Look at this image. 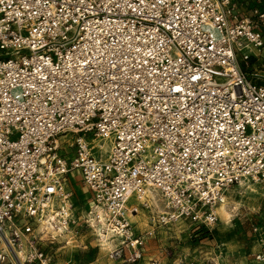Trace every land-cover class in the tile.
Masks as SVG:
<instances>
[{"label":"built area","instance_id":"2783aa9c","mask_svg":"<svg viewBox=\"0 0 264 264\" xmlns=\"http://www.w3.org/2000/svg\"><path fill=\"white\" fill-rule=\"evenodd\" d=\"M0 9V264H52L44 246L77 223L74 174L87 189L85 222L129 263L145 246L140 207L155 226L211 229L231 187L264 184L262 0H5ZM98 90L103 110L88 106Z\"/></svg>","mask_w":264,"mask_h":264},{"label":"rangeland","instance_id":"374dc122","mask_svg":"<svg viewBox=\"0 0 264 264\" xmlns=\"http://www.w3.org/2000/svg\"><path fill=\"white\" fill-rule=\"evenodd\" d=\"M262 61L259 70L264 73V52ZM67 138L62 136L63 141ZM109 145L105 142V148ZM70 185L77 223L54 244L44 246L53 255L52 264H264L255 255L260 247L255 227L264 230V184L245 182L231 187L224 201L231 214L225 216L219 207L220 219L211 229H196L188 221L155 226L148 211L140 207L135 229L145 237V246L135 263L127 262L125 255L110 257L109 250L117 241L112 238L110 244H103L98 232L85 222L89 207L81 176L72 175Z\"/></svg>","mask_w":264,"mask_h":264},{"label":"snow or ice","instance_id":"6c2138e0","mask_svg":"<svg viewBox=\"0 0 264 264\" xmlns=\"http://www.w3.org/2000/svg\"><path fill=\"white\" fill-rule=\"evenodd\" d=\"M37 2H38V0H37ZM48 2H49V0H45V3H48ZM79 2L80 3H84V0H79ZM109 2H111V0H109ZM144 2H145V0H140V3L141 4H143ZM157 2L160 3V4H163L164 3V0H157ZM4 3H5V0H0V5H2ZM153 7H155V4L153 5ZM60 10H62V9H60ZM133 10H135V9H133ZM3 11H5V9H0V12H3ZM76 11L79 12L81 10L79 8H76ZM216 19H218V17H216ZM161 23H163V21H161ZM167 27L170 29L172 27V25L169 24ZM170 34H171L170 32L166 33V35H170ZM158 42L161 45H163L165 43V41H158ZM137 50H139V49H137ZM228 55H230V54H228ZM144 63L146 64L147 61H144ZM81 64H82V66H85L86 68H90L91 67V65L88 64V61L86 59L83 60L81 62ZM122 70L123 69H118V71H122ZM160 71H163V70L161 69ZM165 75H167V74L165 73ZM112 79L114 81L115 80V77H113ZM137 79H139V77H137ZM191 79L193 81H197L200 78L197 77V76H195V75H193L191 77ZM132 87H133V90H135V86H132ZM171 91L172 92H181L182 89H180L178 87H173L171 89ZM88 95H91V93H88ZM115 95L117 97H119L120 96V93L117 92V93H115ZM188 95H191V93H189ZM127 98L128 99H131V97H127ZM49 99H50V97H49ZM72 99H73V101H75L77 99V97H73ZM93 101H94V103H91V104L88 105L90 108H95L97 106H101V110H103V107L106 106V104H107V97L104 94L103 90H98L97 91V95L93 97ZM73 106H74L73 103L67 104V108H73ZM83 106L84 105H82V104H76L75 105V108H76V110H79V109L83 108ZM110 111L111 112H117L118 113V109L116 107L111 108ZM257 119H259V117H257ZM108 123L109 124L114 123V119L113 120H109ZM189 135H193V133H189ZM129 139H131V137H129ZM122 151H127V149H123ZM259 163L261 164V167H264V162H259ZM54 191H55V189H53L51 187L48 188V193H54ZM205 194L207 195L208 193H205Z\"/></svg>","mask_w":264,"mask_h":264},{"label":"bare ground","instance_id":"6f19581e","mask_svg":"<svg viewBox=\"0 0 264 264\" xmlns=\"http://www.w3.org/2000/svg\"><path fill=\"white\" fill-rule=\"evenodd\" d=\"M104 144V147H105V143ZM242 183H245L244 181ZM246 183H249V182H246ZM220 210L222 211L223 214H225V216L231 214L228 212L227 210V204L225 202H223L221 205H220ZM230 216V215H229ZM104 233H102L103 235ZM103 238H104V242L105 244H110L112 242V236L110 234H107V235H103Z\"/></svg>","mask_w":264,"mask_h":264},{"label":"crops","instance_id":"0c3cea01","mask_svg":"<svg viewBox=\"0 0 264 264\" xmlns=\"http://www.w3.org/2000/svg\"><path fill=\"white\" fill-rule=\"evenodd\" d=\"M251 3H253V2H255L256 0H249ZM75 176L77 175V174H74Z\"/></svg>","mask_w":264,"mask_h":264}]
</instances>
